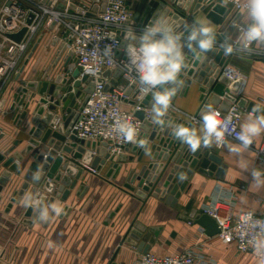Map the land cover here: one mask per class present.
<instances>
[{
    "label": "water",
    "instance_id": "obj_1",
    "mask_svg": "<svg viewBox=\"0 0 264 264\" xmlns=\"http://www.w3.org/2000/svg\"><path fill=\"white\" fill-rule=\"evenodd\" d=\"M171 2L172 4L166 0H126V4L134 12L131 25L146 27L161 18H166L174 24L177 31H183L187 35L186 26L191 25L190 22L192 25L196 24L194 17L198 15L199 11L207 10L206 18L216 25L222 22L223 17L229 11L228 6L216 0H198L192 12L193 17H191L185 12L189 11L193 0H171ZM59 7L63 8L61 5ZM187 20L189 21L187 22ZM30 21L31 19L28 20V22ZM25 32L26 28H23L20 32L12 34L11 37L20 41ZM128 32L122 34L124 39L121 47H124L128 41L126 39ZM225 39L224 36L217 33L216 43H224ZM184 51L187 67L182 70L180 79L185 82V86L173 99H177L179 96H188L195 87H198L199 99L205 104L220 106L219 108L224 111L233 104L247 112L252 110L254 103H248L247 99L241 97L244 80H233L225 76L223 70L228 60L220 45L216 44V47L209 50L201 59H195L186 46ZM61 53L62 49L56 52L52 67L56 66ZM68 65L69 62L65 61L63 72L54 77H51L49 68L40 80L22 81L12 95L13 103L10 105V110L13 111V123L17 127L22 126L23 120L28 115V109L36 99L37 101L33 110L34 115L29 122L31 125L28 132L30 137L26 147L21 151H16V147L21 142L17 139L7 149H0V167L5 168L0 175V192L12 173L21 174L23 171L21 164L27 163L29 157L33 158L24 174L25 182L21 189L13 193L7 211L13 207L14 203H19L28 190L29 193L42 197L45 206L53 204L56 198H60L62 201L67 200L72 190L78 185L83 171L86 170L83 164L100 169L107 161L113 162L107 173V178H111L116 176L123 163L135 159V156L128 157L125 153L116 157L111 156L104 150L101 151L97 147V143L79 139L75 135L74 125L93 93L95 82H103L113 72L108 69L93 79L82 75L78 68L71 69ZM119 75L120 71H115L114 77ZM110 83L116 85V78H112ZM133 87L134 85L128 89L127 93ZM132 103L135 105L137 102L133 101ZM140 106L142 109L137 110L135 116L144 121L143 128L146 131L145 139L148 141L149 155L154 160L164 161L165 164L151 166L154 170L159 167L162 170L153 179L149 178L146 165H143L139 173L131 170L125 187L131 191H136L137 187L142 188L150 195L159 197L167 205L175 207L182 191L188 187L195 172L207 177L224 178L227 165L223 162L222 157L213 151V147H201L195 153L191 152L186 145L172 136L167 127L155 125L151 119H145V109L151 108L150 95L140 103ZM19 107L23 108L22 111H19ZM165 119L176 123H193L178 119L171 109ZM4 136L5 133L0 127V141ZM94 151L98 153L97 156H94ZM125 151L138 154L137 160L140 162L143 161L146 152L136 144L126 147ZM168 168H170L169 173L164 177V172ZM38 170L42 173L41 179L34 182L32 176ZM87 190L88 186L82 182L79 184L77 194L83 195ZM137 194L142 193L138 192ZM118 209L119 207L110 212L107 222L115 216ZM64 210L70 212L71 208L67 206ZM23 216L24 223L27 225H33L35 221H38L36 212L31 207L25 209ZM50 216L53 217L54 214L50 213ZM183 218L200 226L207 236L213 237L220 233L216 219L203 213L202 210L194 209L189 216H183ZM49 221L45 224H48ZM162 229V226L147 227L140 221H136L129 227L122 243H129L140 252L146 253L156 242ZM111 264L116 263L112 262Z\"/></svg>",
    "mask_w": 264,
    "mask_h": 264
},
{
    "label": "crops",
    "instance_id": "obj_2",
    "mask_svg": "<svg viewBox=\"0 0 264 264\" xmlns=\"http://www.w3.org/2000/svg\"><path fill=\"white\" fill-rule=\"evenodd\" d=\"M166 1L172 4L171 0ZM216 1L223 3L224 0ZM197 2L198 0H193L189 11L185 12L186 15L193 17L192 12ZM206 13L207 10L199 11L198 15L194 17L196 23H206L225 38L231 37V40H235L239 35L238 29L232 22L235 20L242 23V12L236 13L232 7H229L228 13L219 25L208 20ZM190 24L192 25V22ZM48 39L45 37L39 47ZM129 42L127 41V44ZM253 46L260 48V45ZM229 65L235 70L244 72L246 81L241 89V97L247 99L248 103H254L251 111L256 109L255 115H264V60L238 54L231 57ZM28 70L29 67L25 69L20 80L10 84L3 96L4 102H6L4 106L6 113L4 114L8 125L4 126L5 124L0 123V127L5 133L4 138L0 141L2 150L10 147L17 139L21 142L16 147V151H21L28 144L30 137L28 132L31 127L29 122L34 115L33 110L37 99L28 109V115L23 120L21 127L14 125V114L10 110V105L13 103L12 95L25 78ZM127 95L129 98L124 101L123 106L127 110H132L134 108L132 92L130 91ZM199 95L198 87H195L188 96H179L177 99H173L172 110L175 112V116L185 122L192 121L191 116H197L200 119L203 102L200 101ZM214 107L219 108L220 106L215 105ZM19 108V111H22L23 108ZM248 115L249 112L244 111L241 123ZM196 126H199V121L196 122ZM263 140L264 137H261L255 142L259 144ZM229 141L235 143V141ZM212 147L213 151L220 155L227 165L224 178L207 177L195 172L188 187L182 191L175 207L167 205L159 197L150 195L142 188L137 187L136 191H131L125 187L131 170L139 173L143 165H146L148 176L153 179L162 170L160 167L154 170L151 166L154 164L163 165L165 162L154 160L149 155V149L145 152L141 162L137 160L138 154L124 151L126 156H135V159L123 163L115 177L107 178V173L113 165V162L110 161L98 169L99 174L97 175L84 170L78 185L72 190L68 199L62 201L60 198H56L53 202L62 206L63 209L68 206L71 211L64 210L62 216L54 214L48 224L35 221L33 225L24 223L23 212L26 208L21 202L29 190L22 196L19 203H14L9 211L6 210L13 193L21 189L25 182L24 174L33 161V158L29 157L27 163L21 164L22 173H12L0 192V203L3 205L0 217L1 264H111L112 262L133 264L142 252L129 243H122V240L129 227L136 221H140L147 227H163L160 236L149 251L157 254H172L189 247L197 248L202 229L197 224L185 220L183 216H189L194 209L199 211L202 205L210 201L216 189L222 186L233 185L236 187L235 212L251 210L263 215L264 192L251 193L248 191L252 181L250 171L243 172L237 163V157L229 153L227 148ZM250 151L251 157L254 159V166L260 168L256 154L251 149ZM245 156L247 157V153ZM4 170L5 168L1 166L0 175ZM169 170L170 168L164 172V177L168 175ZM82 182L88 186V190L83 195H78L79 184ZM138 192L142 194L138 195ZM118 207V212L107 222L110 212ZM10 225L13 229L10 228ZM173 233L175 234L173 235ZM201 240L205 245L200 249L214 260L212 264H261V261L256 257L240 253L234 244L224 243L217 235L213 237L206 235ZM49 243L53 245L51 248Z\"/></svg>",
    "mask_w": 264,
    "mask_h": 264
},
{
    "label": "built area",
    "instance_id": "obj_3",
    "mask_svg": "<svg viewBox=\"0 0 264 264\" xmlns=\"http://www.w3.org/2000/svg\"><path fill=\"white\" fill-rule=\"evenodd\" d=\"M222 4L232 7L236 13L242 12L243 0H224ZM60 5L63 8H60ZM133 16L134 12L126 4V0H0V111L6 113L2 103L5 101L3 96L7 88L14 81L20 80L27 68L29 59L45 38L44 36L49 33L52 36L53 44L59 47L57 51L62 49L60 57L63 61H68L69 66H74L72 68H78L82 75L96 79L98 74H103L108 69L113 72L103 82H95L93 93L74 125L75 135L79 139L97 143V147L101 151L104 150L116 157L123 153L126 147L135 145L131 142H121L108 134L111 125L114 123L113 114H117L121 117H130L132 123L138 128V139H145L144 121L137 118L135 112L142 109L140 103L146 97L143 100L139 99V88L134 79L136 73L135 71L129 72V59L125 51L127 43L121 47L124 39L123 32L133 30L136 34H141L148 27L132 26ZM29 19H31L30 22H28ZM23 28H26V32L20 41L11 37L12 34L20 32ZM216 44L221 45L223 43L217 42ZM108 45H111L113 52L110 58L103 56V50ZM97 48L100 50L99 71L95 76L85 74V65L91 63L90 54ZM238 54L250 55L264 60V45H260V48L253 46L251 54L234 53L227 56L228 61L223 70L224 73L229 71L234 77L233 80H236L235 77L237 76H242L245 83V75L229 65L231 57ZM109 59L113 63H109ZM117 70L120 71V75L114 77ZM112 78L117 79L116 85L110 83ZM107 85H109L108 88ZM133 85L132 97L133 101L137 103L133 104L132 110H127L123 103L129 98L127 91ZM204 105L205 103H203ZM216 108L221 111L222 116L233 113V123L236 125V130L239 131L245 110L236 104H233L226 111ZM150 109H145L146 120L151 119ZM190 118L192 122L200 120L197 116ZM227 139L238 142L234 136H228ZM250 149L256 154L260 169H264V140L259 144L254 142ZM97 155L98 153L94 151V156ZM83 165L90 173L99 174L97 168L91 167V165ZM235 188L231 185L216 189L210 201L202 205L200 210L216 219L217 223V218L225 220L223 225L218 223L220 233L217 236L223 242L224 234L232 233V239L229 243L234 244L240 253H247L256 257L246 240H242L235 232V228L239 218L244 213L251 212L260 219H264V214H258L251 210L235 212L234 207L237 200ZM200 237L197 248L189 247L172 254H157L148 251L141 253L133 264H168L170 260H175L178 264H212L214 260L200 249L205 245L204 241L201 240L206 237L204 229L201 230ZM1 254L0 248V259Z\"/></svg>",
    "mask_w": 264,
    "mask_h": 264
},
{
    "label": "clouds",
    "instance_id": "obj_4",
    "mask_svg": "<svg viewBox=\"0 0 264 264\" xmlns=\"http://www.w3.org/2000/svg\"><path fill=\"white\" fill-rule=\"evenodd\" d=\"M241 16L242 23L233 22L239 35L232 42L231 37H226L224 43L220 45L224 56L234 53L251 54L253 45H264V0H243ZM186 29L187 36L185 32L177 31L171 21L161 18L146 27L139 36L133 30H129L126 39L130 42L126 45L125 51L129 59V72L136 73L134 79L138 84L139 99L151 96V122L167 127L172 136L186 145L191 152L195 153L201 147L227 148L229 153L237 157V163L243 172L251 173L252 181L248 191L264 192V169L254 166L250 151L254 142L264 137V115H255L256 109L239 125V131L233 123V113L222 116L221 111L210 103L205 104L200 110L199 127L195 121L192 124H185L165 119L172 108L173 98L185 86V82L180 79L182 70L187 67L185 46L195 59H201L209 50L216 47L217 33L210 25L200 22L187 25ZM99 54V48L90 54L91 63L85 65V74L92 76L97 74ZM112 55L111 45L106 46L103 56L110 58ZM109 63L113 61L109 59ZM225 76L229 79L234 78L229 71L225 72ZM235 79L243 80V77L237 76ZM113 119L109 135L148 151V141L138 139V128L130 117L113 114ZM228 136H234L238 142H230ZM41 175V171H36L32 180L39 181ZM21 202L25 208H33L36 219L40 222H48L51 218L50 213L60 216L64 211L58 204L45 206L43 198L32 193L26 194ZM217 220L220 225L225 223L224 219ZM235 232L242 240H246L255 256L264 264V219L256 218L251 212L244 213L238 220ZM231 239L232 233L224 234L226 244ZM52 246L49 243V247ZM168 264L178 262L170 260Z\"/></svg>",
    "mask_w": 264,
    "mask_h": 264
},
{
    "label": "rangeland",
    "instance_id": "obj_5",
    "mask_svg": "<svg viewBox=\"0 0 264 264\" xmlns=\"http://www.w3.org/2000/svg\"><path fill=\"white\" fill-rule=\"evenodd\" d=\"M48 41L42 43L40 47L37 49L36 52H34L33 56L31 59H29L27 67H29L28 73L26 74L25 78H23V81L27 80H40L42 76L46 73V71L50 68V75L54 77V75H58L59 73L63 72V65L64 61L61 57H59L58 62L55 67H52V62L56 58V52L57 48L53 44L52 36L51 34L48 33L47 36ZM69 66V65H68ZM241 73H244L243 71ZM33 78V79H32ZM5 100V99H4ZM6 105V102L2 103V106L4 107ZM6 115L3 112H0V123L5 124L4 126H7V118L5 117ZM7 124V125H6ZM112 190V189H111ZM2 208L3 205L0 203V217L2 216ZM12 221V220H11ZM9 223H7L8 225ZM12 224V222H11ZM9 226V225H8ZM10 228H12V225H10Z\"/></svg>",
    "mask_w": 264,
    "mask_h": 264
},
{
    "label": "bare ground",
    "instance_id": "obj_6",
    "mask_svg": "<svg viewBox=\"0 0 264 264\" xmlns=\"http://www.w3.org/2000/svg\"><path fill=\"white\" fill-rule=\"evenodd\" d=\"M70 68L72 69V66H70Z\"/></svg>",
    "mask_w": 264,
    "mask_h": 264
}]
</instances>
